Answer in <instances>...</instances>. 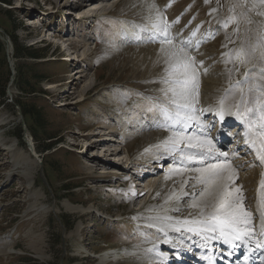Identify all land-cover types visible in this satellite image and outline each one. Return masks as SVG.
<instances>
[{
  "label": "rangeland",
  "instance_id": "374dc122",
  "mask_svg": "<svg viewBox=\"0 0 264 264\" xmlns=\"http://www.w3.org/2000/svg\"><path fill=\"white\" fill-rule=\"evenodd\" d=\"M8 1L9 6L0 4V39L6 44L11 75L0 104V264H164L157 258L161 250L156 245L168 237L146 222L158 214L162 195L175 186L168 169L185 148L181 142L195 135L198 140L204 132L203 138L211 137L219 150L238 155V161L231 162L241 174L250 171L246 167L253 165L249 163L253 157L233 139L220 143L213 133L212 116L201 115L202 128L189 126L186 133L168 129L166 122L178 116L172 81L164 75L144 76L136 64L142 53L133 49L152 45L149 40L140 43V33L150 38L156 32V15L167 13L166 24L180 45L192 55L199 50L200 59L208 60L202 70L223 78L227 68L220 63L217 70L215 62L227 55L224 27L233 23L228 37L232 43L246 41L236 34L240 26H253L256 36L264 35L263 4L257 0ZM82 16L86 19L80 21ZM8 35L20 45L41 49L42 58H14ZM254 38L250 35V41ZM260 47L263 50L264 40ZM238 52L234 49L235 59ZM65 57L77 58L67 62ZM252 71L264 75L253 66L238 64L237 76L226 88H245L252 82ZM18 79L45 94H32L24 102L19 98L24 93L15 87ZM258 89L254 92L263 91ZM17 99L40 117L39 122L13 106ZM141 137L148 138L146 147L139 145ZM43 145L50 148L41 151ZM173 146L178 148L175 154ZM240 160L243 168L237 167ZM25 161H33L35 167L25 171L15 166ZM115 174H120L119 179H111ZM199 189H190L193 197ZM190 198L181 199L174 217L184 212L187 219H194L187 208ZM179 237L170 242L182 248V241L189 238ZM112 249L119 250L118 259H105ZM182 250L187 254V247Z\"/></svg>",
  "mask_w": 264,
  "mask_h": 264
},
{
  "label": "bare ground",
  "instance_id": "6f19581e",
  "mask_svg": "<svg viewBox=\"0 0 264 264\" xmlns=\"http://www.w3.org/2000/svg\"><path fill=\"white\" fill-rule=\"evenodd\" d=\"M91 1L94 2L96 0ZM257 1L263 4L262 8L264 12V0ZM92 6L93 4L89 5L90 11L93 8ZM167 15V13H161L156 15L157 17L155 16L158 18L157 24L153 25L156 32L151 33L150 38L146 34L140 33V43L145 42L146 44V41L149 40L152 45L133 49V51L142 53L136 60V64L144 76L164 75L172 81L171 84L174 86V89H171L173 91V106L176 110L179 107V114L175 118L169 117V121L166 122L167 128L178 134L186 133L189 126L196 125V128H202V121L199 120L201 115L214 114L218 108H224V118L229 119V123L240 122L241 124L231 128L222 127L217 136L224 139L228 137L237 143L239 142L238 146L243 145V148L247 147V150H249L253 157L252 161L249 160V163L252 162L253 165L246 167L250 171L242 174L239 173L240 171L235 169L231 162V160H237L238 155L219 150L217 142H213L210 139L211 137L203 138L204 132H201L199 137L197 136L198 140H196L195 135V138L191 136L185 139V142H181L185 145L184 150L181 151V158L179 156V160L173 162V167L168 169L169 174L172 176L171 179H176V182L174 181L175 186L173 184V188L168 194L162 195L160 198L162 205H160L161 208L158 210V214L146 222L157 227L162 233H166L168 237L165 242L157 243L156 249L161 250V253L156 254L157 258L163 261L164 264H168L172 261L173 256L178 257L182 252L184 253L183 247H187V255L192 249L195 251L203 250V252L208 250L207 259L205 260H203V252L191 255V257H199L197 264H215L218 259L221 260L217 264H263L264 252L260 254L256 253L251 258L244 257L237 262H233L232 260L231 263L228 262L226 256H223L225 259L221 258L222 255L219 253L222 251L223 245H227L225 244L226 241L222 238V234L227 236V234L223 233L225 229L233 230V232L239 234L240 238L246 237L245 239H247L249 236L253 237L252 243H256L259 237H264V187L261 186V181L264 180V162L260 159L261 156H264V136L261 135L264 134V119H262L264 117V75L261 71L249 73L252 82L245 85V88H248L247 92H245V88L242 86H229L226 88L235 79L234 77L237 76L236 68L238 64L245 67L253 66L256 69L264 71V48L263 50L261 47L258 48V46H262L264 35L256 36L255 27L244 25L240 26L241 30L236 34L239 37L245 38L246 41L239 42V44L236 42L232 43L228 37L231 35L233 23L227 22L228 24L224 27L226 35L222 38V42L227 44V55L215 62L217 70L220 63L225 65V68H227L226 76L223 78L212 77L213 74H208L201 68L202 63L205 65L208 60L200 59V51L198 50L192 55L187 50V47L183 48L178 40H176V34L171 32L166 24ZM223 16L227 17L225 14ZM248 29L249 33L251 32L250 35H254L255 37L252 41H250ZM167 41H171V43ZM234 49H238L239 51L236 59L234 58ZM232 62H234L233 65H231ZM256 88L263 91L256 93L254 92ZM218 127L216 126V129ZM163 134L166 135L164 132ZM148 141V138L141 137L139 145L146 147ZM176 150L178 148L173 146V153ZM34 154H36L35 151ZM170 156V158H173L172 154ZM184 156H187L186 160H183ZM223 156L225 157L224 161ZM22 160L26 159L22 157ZM238 163L239 166L237 167L243 168L242 160ZM15 166L27 171L33 169L35 163L33 161L16 162ZM140 170L144 171L143 168H140ZM213 173H220L225 177L223 182L227 187L224 189L223 196L217 193L215 185L211 183ZM118 175H113L111 179H119ZM205 181L209 182L205 183ZM179 188L181 191L175 192ZM191 188H200V192L193 197V194L190 192ZM250 193L253 194L252 197ZM186 195L193 199L191 205L187 208L193 211L191 215L194 219H187V216H183L184 212H179V214H183L179 217L173 216L179 202ZM137 197L138 195L136 194L135 199ZM226 202L231 203L230 209L220 207L222 203ZM217 208H219V211L216 210ZM179 210L182 211V208ZM213 215L222 218L226 217L227 222L223 224L217 223L215 227H206L205 224L209 221L217 222L210 218ZM179 235L183 238H189L182 241L185 244L182 248L180 247L181 245L179 246L174 242H170V240L172 241L176 237L178 239ZM182 237L179 238L183 239ZM223 248L226 249L227 247L224 246ZM167 250L171 252L169 253V257L164 256L166 252L168 254ZM192 251L190 254L193 253ZM210 251H214L212 255ZM231 254L227 257H230ZM118 255L119 250L112 249L105 254V259L116 260L119 257ZM153 255L155 254L153 253ZM126 260H130V258L128 257ZM186 260L185 257L184 259L181 258L177 264H182V261Z\"/></svg>",
  "mask_w": 264,
  "mask_h": 264
},
{
  "label": "trees",
  "instance_id": "16d2710c",
  "mask_svg": "<svg viewBox=\"0 0 264 264\" xmlns=\"http://www.w3.org/2000/svg\"><path fill=\"white\" fill-rule=\"evenodd\" d=\"M0 4L1 5H8V6L10 5L8 0H0ZM8 36L10 37V40H11L14 58L24 57V58L36 59V60L42 58L43 54L41 53L42 52L41 49H36L33 46L20 45L17 42V40L14 37H12V35H8ZM6 53H7L6 52V44L0 39V104H2L3 101L5 100L7 84L9 82V79L11 76L10 70L8 68ZM15 81H16L15 87L21 93L22 92L24 93V96H19V98L23 97L22 100L24 102H26L27 98L32 94H36V93L45 94L44 91H36V90L30 89L29 83H26V82L24 83V81L22 79L14 80V82ZM23 86H25L28 89L23 88ZM13 103H14L13 104L14 107H18L21 110V113L24 117H28L33 122H39L40 117H38V115H35L36 113L31 111L32 109L26 108L23 105L22 101H20V99L14 100ZM32 138L35 139V137H32ZM49 148H50V145H43V147L40 148V150L46 151ZM65 190H68V189H65Z\"/></svg>",
  "mask_w": 264,
  "mask_h": 264
},
{
  "label": "snow or ice",
  "instance_id": "6c2138e0",
  "mask_svg": "<svg viewBox=\"0 0 264 264\" xmlns=\"http://www.w3.org/2000/svg\"><path fill=\"white\" fill-rule=\"evenodd\" d=\"M167 42L171 43V41H167ZM177 114H179V107L177 108ZM262 119H264V117H262ZM261 135L264 136V134H261ZM260 159L262 162H264V156H261ZM224 180H225V177H223L220 173H213L212 178H211V183L215 185L217 193H219L221 196H223L224 189L227 187V185L223 182ZM208 182L209 181H205V183H208ZM261 186L264 187V180L261 181ZM220 207L230 209L231 203L230 202L222 203ZM216 210L219 211V208H217ZM210 218L216 220L218 224H223L227 222L226 217L222 218L220 216L213 215Z\"/></svg>",
  "mask_w": 264,
  "mask_h": 264
}]
</instances>
